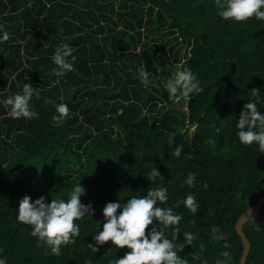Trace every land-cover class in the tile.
I'll return each mask as SVG.
<instances>
[{"label":"trees","instance_id":"16d2710c","mask_svg":"<svg viewBox=\"0 0 264 264\" xmlns=\"http://www.w3.org/2000/svg\"><path fill=\"white\" fill-rule=\"evenodd\" d=\"M0 24L11 33L0 43V99L25 83L41 93L32 102L38 118L12 119L0 105V255L8 264L123 257L127 248L109 251V242L93 253L88 243L106 203L160 184L148 175L154 167L169 188L168 206L184 217L181 234H200L181 257L214 264L225 250L213 238L217 227L231 264H239L244 247L236 224L264 195V152L239 143L235 122L251 90L264 94V21L225 22L214 0H0ZM63 42L76 49V70L54 85L51 56ZM144 63L153 75L147 88L138 78ZM180 67L191 68L204 91L175 104L161 81ZM61 102L71 115L57 127L51 117ZM176 145L183 146L179 158ZM189 172L197 175L191 188L184 184ZM78 183L94 215L80 221L74 244L52 255L17 221L16 209L25 195L67 198ZM189 193L200 204L196 215L182 204ZM244 232L247 264H264V206Z\"/></svg>","mask_w":264,"mask_h":264},{"label":"clouds","instance_id":"9594fccd","mask_svg":"<svg viewBox=\"0 0 264 264\" xmlns=\"http://www.w3.org/2000/svg\"><path fill=\"white\" fill-rule=\"evenodd\" d=\"M214 4L216 14L225 22L242 23L251 19L264 21V0H214ZM10 38L11 33L0 24V43ZM17 43L23 44L24 41ZM75 52L76 49L67 42L55 47L51 56L54 67L50 69V75L56 77L52 82L54 85L76 70ZM150 76L153 75L146 70L145 63L138 68V78L146 88L150 83ZM12 79H15V76ZM161 83L168 93V100L175 104L182 101L189 103L204 91L198 75L189 67L178 68ZM18 87L19 91L0 99L5 114L16 120L38 118L39 114L34 110L32 102L34 97L40 98L39 86L33 87L32 83H25ZM0 96H3L2 91ZM247 101L240 112L239 120L235 122V135L241 145L254 146L264 152V113L258 109V106L264 108V94L260 89H253ZM54 107L55 113L51 119L58 127L71 113L67 103H57ZM216 131L219 132L220 129L217 128ZM182 151L183 146L176 145L172 155L179 158ZM148 175L153 183L159 178L160 184L150 187L146 194H128L125 198L106 203L102 208V223L96 225L93 232L95 234H91L93 242L88 243V247L96 253L101 246L110 242L109 251L125 248L129 250L121 258L116 255L109 264H188L180 253L185 246L195 247L200 234L195 231H184L181 234V221L184 217L177 209L168 206L170 194L167 183L156 167L152 168ZM196 181V173L189 172L184 184L191 188L195 186ZM85 193V188L78 183L71 188L67 198L57 197L49 200L40 196L33 201L31 196L25 195L19 201L16 219L20 224L31 226L30 235L36 238L38 243L45 245L46 250H50L52 255L60 256L62 247L74 244L79 237L80 221L94 215L93 205L81 201ZM182 204L194 215L200 209L193 193L187 194ZM211 231L213 238L222 241V247L225 249L218 254L214 264H231L232 253L227 250L230 244L225 235L220 233L217 227H213ZM169 232L171 236L168 235ZM193 259L199 260L200 257L193 256ZM0 264H8L6 256L0 255ZM203 264H207V261H203Z\"/></svg>","mask_w":264,"mask_h":264},{"label":"water","instance_id":"95a60500","mask_svg":"<svg viewBox=\"0 0 264 264\" xmlns=\"http://www.w3.org/2000/svg\"><path fill=\"white\" fill-rule=\"evenodd\" d=\"M264 206V195L260 198V200L250 207L239 219V221L236 224V231L239 235V237L242 240L244 251L242 258L240 260L239 264H247V260L249 258L250 252H251V243L250 240L248 239L247 235L244 232V226L253 218L255 217L259 211L263 208Z\"/></svg>","mask_w":264,"mask_h":264}]
</instances>
